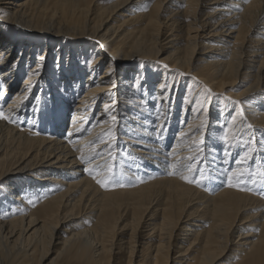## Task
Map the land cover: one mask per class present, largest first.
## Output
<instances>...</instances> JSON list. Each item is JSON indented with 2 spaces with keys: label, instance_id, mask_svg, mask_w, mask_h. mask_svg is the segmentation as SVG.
Wrapping results in <instances>:
<instances>
[{
  "label": "bare ground",
  "instance_id": "obj_1",
  "mask_svg": "<svg viewBox=\"0 0 264 264\" xmlns=\"http://www.w3.org/2000/svg\"><path fill=\"white\" fill-rule=\"evenodd\" d=\"M260 92L264 0H0V264H264Z\"/></svg>",
  "mask_w": 264,
  "mask_h": 264
},
{
  "label": "rangeland",
  "instance_id": "obj_2",
  "mask_svg": "<svg viewBox=\"0 0 264 264\" xmlns=\"http://www.w3.org/2000/svg\"><path fill=\"white\" fill-rule=\"evenodd\" d=\"M148 64H150V63H148ZM105 67H106V64H104V65H102V68H101V70L99 71V74H101V72L105 69ZM148 68L149 69H151L152 71H154V67H151V66H148ZM235 91H239V89L238 90H235ZM260 93H262V94H264L263 92H260ZM259 93V94H260ZM7 102V101H6ZM232 117V115H230L229 117H228V119H227V122H228V124L230 123L229 121H230V118ZM227 122H226V124H227ZM140 249L142 248V247H139ZM120 260L119 261H117V262H120V264H124V262L126 261V255L125 254H123V255H121L120 256Z\"/></svg>",
  "mask_w": 264,
  "mask_h": 264
},
{
  "label": "snow or ice",
  "instance_id": "obj_3",
  "mask_svg": "<svg viewBox=\"0 0 264 264\" xmlns=\"http://www.w3.org/2000/svg\"><path fill=\"white\" fill-rule=\"evenodd\" d=\"M144 10H146V9H144ZM0 95H2V93H0ZM0 119H8V117L5 116L4 113H3L2 111H0ZM86 170H87V169H86ZM261 176H264V172L261 173ZM253 182H255V180H253ZM97 183H101V181L98 180ZM230 186H232V185L230 184ZM242 190H243V189H242Z\"/></svg>",
  "mask_w": 264,
  "mask_h": 264
}]
</instances>
